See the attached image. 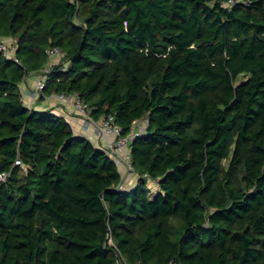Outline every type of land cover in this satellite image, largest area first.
Returning <instances> with one entry per match:
<instances>
[{"label": "trees", "instance_id": "obj_1", "mask_svg": "<svg viewBox=\"0 0 264 264\" xmlns=\"http://www.w3.org/2000/svg\"><path fill=\"white\" fill-rule=\"evenodd\" d=\"M230 1L0 0V264H114L110 238L129 264H264V0ZM50 47L41 100L77 93L123 136L147 120L135 188L25 103Z\"/></svg>", "mask_w": 264, "mask_h": 264}, {"label": "built area", "instance_id": "obj_2", "mask_svg": "<svg viewBox=\"0 0 264 264\" xmlns=\"http://www.w3.org/2000/svg\"><path fill=\"white\" fill-rule=\"evenodd\" d=\"M241 1H230L228 4L233 5ZM0 53H4L6 58L14 59L16 62L18 60L14 57V53L10 52L8 48V41L0 39ZM47 55L50 58V65L44 70L43 75H32L31 78L35 80V87L33 89V102H36L42 97L43 91L46 88V75L52 72V67L54 65L62 64V59L64 57V52L59 47H50L47 50ZM67 66H63L62 71H65ZM25 89V88H24ZM48 99H53L58 101L61 105L74 111L77 115L82 117L85 122V126L94 128L96 136L98 139L104 142V150L106 153L112 157L114 162L117 165L124 164L126 166V172L128 176L134 174V166L131 157V145L133 141L141 136H144V133L147 128V120L137 123L133 132L128 136L122 135V128L115 122L114 117H103L99 121H95L91 116L92 109L90 106L80 98L77 93L68 94V93H54ZM127 153V156H123L124 153ZM16 166L22 165L21 161L18 159L15 162ZM8 174L0 175V183L6 182ZM109 245L115 249V262L114 264H129L124 254L120 249L115 245L113 240L109 239ZM140 264V263H137ZM170 264H181L176 261H172Z\"/></svg>", "mask_w": 264, "mask_h": 264}, {"label": "crops", "instance_id": "obj_3", "mask_svg": "<svg viewBox=\"0 0 264 264\" xmlns=\"http://www.w3.org/2000/svg\"><path fill=\"white\" fill-rule=\"evenodd\" d=\"M25 92H26V100L25 103L28 106H33L32 108L37 109L38 111H47L50 110L54 115L63 117L66 121L71 125L76 136L84 137L89 139L92 144L99 148L104 149V142L97 138L94 128H90L85 126L84 119L77 115L74 111L67 109L63 105H61L58 101L53 99H45L41 100V98L36 102V104H32L33 102V89L35 87L34 78H28L25 81ZM135 128V127H134ZM119 171L122 176V182L120 184L122 190H131L138 185V181L135 182V179L128 178V174L126 172V166L124 164L117 165ZM137 179V178H136Z\"/></svg>", "mask_w": 264, "mask_h": 264}, {"label": "rangeland", "instance_id": "obj_4", "mask_svg": "<svg viewBox=\"0 0 264 264\" xmlns=\"http://www.w3.org/2000/svg\"><path fill=\"white\" fill-rule=\"evenodd\" d=\"M239 81H241V78H240ZM123 156H124V157L127 156V153L125 152V153L123 154ZM128 178L135 179V182H137V179H136L135 174H134V175L132 174V175L128 176ZM149 187H150V185H149Z\"/></svg>", "mask_w": 264, "mask_h": 264}, {"label": "water", "instance_id": "obj_5", "mask_svg": "<svg viewBox=\"0 0 264 264\" xmlns=\"http://www.w3.org/2000/svg\"><path fill=\"white\" fill-rule=\"evenodd\" d=\"M117 190H121V186H119V187L117 188Z\"/></svg>", "mask_w": 264, "mask_h": 264}]
</instances>
